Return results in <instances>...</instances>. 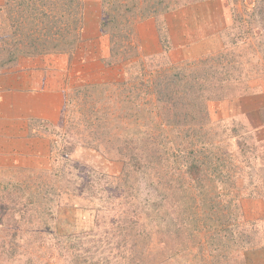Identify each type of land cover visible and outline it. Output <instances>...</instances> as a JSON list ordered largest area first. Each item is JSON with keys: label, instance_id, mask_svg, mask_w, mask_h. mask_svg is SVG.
I'll list each match as a JSON object with an SVG mask.
<instances>
[{"label": "rangeland", "instance_id": "obj_1", "mask_svg": "<svg viewBox=\"0 0 264 264\" xmlns=\"http://www.w3.org/2000/svg\"><path fill=\"white\" fill-rule=\"evenodd\" d=\"M13 87L0 264H264V0H0Z\"/></svg>", "mask_w": 264, "mask_h": 264}, {"label": "crops", "instance_id": "obj_2", "mask_svg": "<svg viewBox=\"0 0 264 264\" xmlns=\"http://www.w3.org/2000/svg\"><path fill=\"white\" fill-rule=\"evenodd\" d=\"M27 69L29 70V68H27ZM31 81H32V79H27V77H24L21 80V82H19V84L20 85L21 84L25 85V84H29ZM15 88L16 87H13L10 92H7V94H5L3 92L0 93V134H5L6 133V131H5V130H7L6 127H8V129H11V127H10L11 124L15 123V122H12L13 121L12 118L15 117L14 119H17V117H18L17 115L16 116H12V114H14V112L10 109V106H9L10 104H12V102H14V103L16 102L17 103V101L15 100L16 99L15 98L16 97L15 96L16 92H13V89H15ZM25 98H27V97L25 96ZM31 102H33V101H31ZM31 102H27V103H31ZM48 106L49 105H47L46 108H47L48 112H50ZM1 109H2V111H1ZM17 112H20V110L17 109ZM9 113L11 115L7 116ZM5 116L9 117V119H10L8 124L3 122L4 120L2 118H4ZM20 118H22V117H20ZM0 151L4 152V149L2 148V146H0ZM8 151H9V149H8Z\"/></svg>", "mask_w": 264, "mask_h": 264}, {"label": "trees", "instance_id": "obj_3", "mask_svg": "<svg viewBox=\"0 0 264 264\" xmlns=\"http://www.w3.org/2000/svg\"><path fill=\"white\" fill-rule=\"evenodd\" d=\"M199 165H197V163L196 162H191L190 163V165H189V167H191V168H195V167H198ZM217 220H218V222H220V224H222V218H221V215L217 218ZM223 226H225V222L223 223V225H222V227ZM216 231V230H215ZM216 233H219L218 232V230L216 231ZM222 239V238H221ZM221 239H219L220 240V243L222 242V240Z\"/></svg>", "mask_w": 264, "mask_h": 264}]
</instances>
